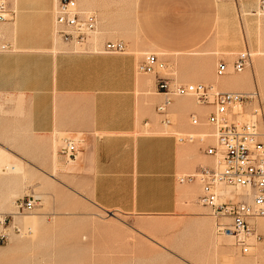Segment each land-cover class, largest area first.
Returning <instances> with one entry per match:
<instances>
[{"label": "crops", "instance_id": "crops-1", "mask_svg": "<svg viewBox=\"0 0 264 264\" xmlns=\"http://www.w3.org/2000/svg\"><path fill=\"white\" fill-rule=\"evenodd\" d=\"M79 1L97 8L85 7L100 18L104 34L99 48L107 38H118L133 51L96 52L92 41L85 51L71 50L74 44L55 36L53 10L58 0H7L14 9H6L9 18L0 21V92L24 96L30 107V129L42 145L51 144L61 133L63 140L76 137L75 158L69 160L61 150L58 158L67 179L75 183L71 188L89 190L107 210L175 213L182 201H194L202 192L199 183L180 182L179 177L210 164L212 157L200 144L181 142L173 132L139 130V114L146 113L159 128L152 109L164 97L157 90L149 95L156 89V75L140 73L137 62L147 53L180 67L213 61L218 37L224 40L221 48H233V10L224 5L223 14L216 0ZM219 17L226 20L219 22ZM191 77L200 79L196 74ZM207 81L221 90L248 88L218 84L214 74ZM176 98L169 112L183 116L195 112L204 118L209 109L184 105ZM203 109L207 111L201 113ZM189 125L185 122L180 128ZM258 231L264 233V228Z\"/></svg>", "mask_w": 264, "mask_h": 264}, {"label": "rangeland", "instance_id": "rangeland-1", "mask_svg": "<svg viewBox=\"0 0 264 264\" xmlns=\"http://www.w3.org/2000/svg\"><path fill=\"white\" fill-rule=\"evenodd\" d=\"M0 4L7 10L14 9L7 0H0ZM258 4L259 0H216V5H219L223 14L225 6L228 9L230 6L233 10L230 31L234 45L233 48H221L224 40L218 37L219 48L213 55V61L189 62L180 67L176 62L163 60L168 65L164 72L172 81H177L178 84L202 81L208 85L207 78L213 74L215 78L217 76L219 62L233 65L240 52L249 51L251 64L244 71H228L222 76L230 83L233 74H245L243 85L248 88L235 90L256 88L259 91L257 106L263 110L261 125L264 128V54H259L264 52V12L256 13L260 11ZM81 6L97 10L93 4ZM128 7L124 5L123 9L128 11ZM54 11L56 17L57 6L53 13ZM218 20L223 22L226 19L219 17ZM54 32L56 36V26ZM102 32L100 30L99 35L95 34L91 40L94 44L91 48L93 51L99 48ZM58 39L64 42L60 37ZM110 40L119 39L107 38L103 45ZM85 49L71 46L74 51ZM132 51L128 48L126 53ZM142 60L137 62L138 65ZM256 64L260 65L258 69ZM195 74L200 79L193 80L191 76ZM218 84H221L219 80ZM155 90L157 88L150 90L149 95ZM176 99L184 100V105L201 106L192 96ZM156 104L152 112L157 116L159 128L153 127V120L148 118L147 113L139 114V130L144 133L173 132L178 136L182 132L210 130L193 128L189 112L184 116L175 111L169 112L167 117L173 125H166L162 121L164 116L156 112ZM206 111L207 109H203L201 113ZM29 119L30 107L22 94L0 92V177L17 178L15 183L0 182V216L13 215L16 223L33 228V232L27 235L11 232L8 239L0 243V264H262L261 254L264 252H258L257 244L250 254H244L234 245L233 238L219 237L222 234L218 233L216 218L210 215V208L201 203L200 190L194 201H182L180 210L175 213L130 214L102 208L89 190L70 187L75 183L67 179L65 167L58 160L65 135L61 133L51 144L42 145L36 141ZM185 122L190 124V128H180ZM8 167L16 170L2 174ZM28 196L39 197L35 208L18 212L15 201ZM263 228L264 222L258 220L257 229Z\"/></svg>", "mask_w": 264, "mask_h": 264}, {"label": "built area", "instance_id": "built-area-1", "mask_svg": "<svg viewBox=\"0 0 264 264\" xmlns=\"http://www.w3.org/2000/svg\"><path fill=\"white\" fill-rule=\"evenodd\" d=\"M77 5V0H59L57 5L56 35L68 44L87 42L99 22L96 13L86 14ZM258 9L264 12V0H259ZM7 19L5 6L0 4V21ZM6 47L1 46L2 49ZM103 47L99 50L102 53H123L127 50L126 44L120 40H110ZM250 62L249 51L240 52L233 68L242 71ZM167 67V63L153 53L148 54L138 65L139 72L156 75V88L164 95L162 102L156 106V112L164 116L162 121L166 125L171 124L167 116L175 97L193 96L199 104L213 108L204 118L197 113L189 116L193 126L212 127V136L208 132H194L179 134L178 140L204 146V153L215 158L216 165L200 166L193 173L181 175L179 181L198 182L201 185L200 200L210 208V215L217 219L218 233L233 234L234 245L242 253L250 254L256 245L250 240L251 235L257 230L258 220L264 218V128L258 119L238 120L234 108L236 104L256 103L259 93L256 90L214 91L204 83L174 84L172 78L164 72ZM227 69V63L222 61L216 72L223 74ZM77 149L75 138H64L62 154L73 159ZM220 184L233 188V195H223L219 189ZM239 189H243L241 194L237 192ZM38 200V196L22 197L15 204L18 212L22 213L34 209ZM0 225L7 229V232L0 231V243L8 239V231L20 234L25 230L14 224L13 215L4 216ZM257 238L263 239L264 236L260 234Z\"/></svg>", "mask_w": 264, "mask_h": 264}, {"label": "bare ground", "instance_id": "bare-ground-1", "mask_svg": "<svg viewBox=\"0 0 264 264\" xmlns=\"http://www.w3.org/2000/svg\"><path fill=\"white\" fill-rule=\"evenodd\" d=\"M58 4V3H57ZM77 6H78V8L80 9V11H82V12H84V13H86V14H92V13H96L95 11H93V10H89V9H84V8H81L80 6H79V3H78V1H77ZM256 13H258V14H263L261 11H258V12H256ZM97 14V13H96ZM98 16V15H97ZM99 21V20H98ZM99 33H100V28H99V22H98V24H97V27H96V29L93 31V33H92V35H91V37L89 38V40L87 41V42H85V43H72V44H74L75 46H76V48H87L88 47V44L90 43V41L93 39V37L95 36V34H97V35H99ZM103 34H104V32H103ZM57 36V35H56ZM102 36V35H101ZM58 37V36H57ZM59 38V37H58ZM96 41V40H95ZM118 41V40H117ZM75 48V47H74ZM100 49H101V47H100ZM94 51H96V52H101V51H99V48H96V49H94ZM258 53V52H257ZM148 54H150V53H147V54H144V58L148 55ZM153 54H156V53H153ZM228 54V53H227ZM259 54H264V52H261V53H259ZM157 55V54H156ZM250 57H251V54H250ZM220 63V62H219ZM227 63V62H226ZM251 64V63H250ZM261 64V63H260ZM227 65H228V63H227ZM256 67H257V69H258V67H260V65L258 66L257 64H256ZM246 69V68H245ZM228 71H234V72H236V73H239V72H242V71H244V70H242V71H235L234 70V68H233V65H232V68H230L229 67V65H228V69H227V71L225 72V73H223V74H218L217 72H216V74H217V76H220V77H217L216 76V81L218 82V80L221 82V84H223V85H234V86H238V87H240V86H244L243 84H245V78H244V76H245V74H244V76H243V74H239V75H234L233 74V78H232V80L230 81V83H229V81H228V79L227 78H224L222 75H225ZM227 76V75H226ZM232 77V76H231ZM174 82V84H178V82L176 83L175 81H173ZM191 83H204V82H191ZM184 84H187V83H184ZM209 86H211L212 87V89L214 90V91H221V89H219V88H217L215 85H212V84H208ZM217 85V84H216ZM237 87V88H238ZM246 88V87H245ZM232 89V88H231ZM239 89V88H238ZM242 89H243V87H242ZM254 90H256L258 93H259V91L256 89V88H254V89H250V90H243V91H241V90H222V91H234V92H250V91H254ZM260 95V94H259ZM164 96V95H163ZM189 96V95H188ZM193 97V96H192ZM175 99V98H174ZM174 99H173V101H174ZM196 101V100H195ZM196 103L197 104H199L197 101H196ZM172 104H173V102H172ZM171 104V105H172ZM199 105H201V106H206V107H208L209 109H208V111L207 112H209L211 109H213L211 106H207V105H203V104H199ZM171 107V106H170ZM169 107V108H170ZM235 112H236V117L235 118H237L238 120H241V121H247V120H249V119H251V118H254V119H258L259 121H260V123H261V118H262V114H263V110L262 109H260L259 110V108H257V102L256 103H252V104H250V105H244V104H236L235 105ZM195 113V112H194ZM207 114V113H206ZM191 124V123H190ZM192 125V124H191ZM193 126V125H192ZM194 127H200V126H194ZM202 127H204V128H209L210 130H208V133H211V136H212V134H213V128L212 127H207L206 125H203ZM195 132H198V133H201V131H195ZM188 132H182V134H187ZM189 133H194V132H189ZM207 133V134H208ZM214 142V141H213ZM61 146H64V140H63V144L61 145ZM204 147V146H203ZM56 154H57V152H56V150H55V153H54V157H56ZM206 154V153H205ZM212 157V156H211ZM57 159V158H56ZM69 159V158H68ZM69 160H72V159H69ZM55 162V161H54ZM204 165H216V160H215V158H213L212 157V162L210 163V164H204ZM201 166H203V165H201ZM16 170V168H14V167H11V168H7V170H4L3 172H1L2 174H5V173H8V172H10V171H15ZM18 170H20V169H18ZM197 170V169H196ZM196 170H194V171H192L191 173H193V172H195ZM11 173H13V172H11ZM19 173H22V172H19ZM23 175H24V173H23ZM17 178L15 177V176H1L0 177V182L2 183V184H9V183H15V182H17V180H16ZM198 183V182H197ZM201 186V185H200ZM219 189H220V191H221V193L223 194V195H225V196H232L233 194V190L231 189V187H229V186H226V185H224V184H220L219 185ZM201 190H202V188H201ZM237 192H243V189H239ZM202 203V202H201ZM5 215H3V216H0V220L4 217ZM36 216V215H35ZM261 219H264V218H260L259 220H261ZM35 220H37L36 219V217H35ZM34 220V221H35ZM36 222H38V221H36ZM14 224H18V223H16L15 222V220H14ZM20 227H22V228H24L25 230H23L24 232H21L20 234L21 235H27V234H31L32 232H33V228H32V226H29V225H20V224H18ZM0 227H1V229H0V231L2 230V231H5V232H7V229H5L3 226H1L0 225ZM9 232V234L11 233V232H13V231H8ZM263 235L264 236V233H261V232H259L258 231V229L256 230V232L255 233H253L252 235H251V241L253 242V243H255V244H257L258 245V248H257V250L258 249H260L262 252H264V250L262 249V245L264 244V238L263 239H259V238H257V235ZM224 235H226V236H231L232 238H233V240H234V236H233V234H231V233H227V234H224ZM26 244V243H25Z\"/></svg>", "mask_w": 264, "mask_h": 264}]
</instances>
